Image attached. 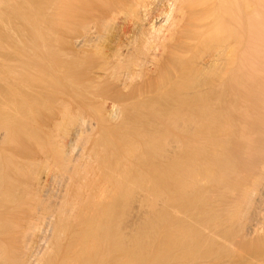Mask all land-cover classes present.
Returning <instances> with one entry per match:
<instances>
[{
    "label": "bare ground",
    "instance_id": "obj_1",
    "mask_svg": "<svg viewBox=\"0 0 264 264\" xmlns=\"http://www.w3.org/2000/svg\"><path fill=\"white\" fill-rule=\"evenodd\" d=\"M50 3L58 32H42L41 63L21 53L24 72L7 60L0 70V264H51L67 234L56 264L125 256L127 202L141 200L139 191L161 201L154 183H171L178 196L223 197L210 219L233 230L225 237L254 233L264 206V0ZM148 92L161 109L142 105ZM132 108L141 123L107 137ZM194 231L181 238L196 240ZM231 237L223 244L233 247Z\"/></svg>",
    "mask_w": 264,
    "mask_h": 264
},
{
    "label": "rangeland",
    "instance_id": "obj_2",
    "mask_svg": "<svg viewBox=\"0 0 264 264\" xmlns=\"http://www.w3.org/2000/svg\"><path fill=\"white\" fill-rule=\"evenodd\" d=\"M47 1H49V2H47ZM44 8H46V9H44ZM54 10L55 9L53 8V5L50 3V0H0V49H1L0 50V58H1L0 59V70H4V67L2 68V66H1L2 64H4V66H6V62L10 61L12 66H14L16 69L18 68L17 70H15L13 68L15 73L24 72L23 71L24 68L21 69V71L19 70V67L22 68V66L20 65L21 64L19 62L20 60L18 61V59L23 58L22 57L23 54H24V59L25 58L28 59L30 57L29 60L35 61L36 63H37V61L39 63H41L39 61L38 55H39V50L43 49V46H42L43 42H41L43 39L42 32H46L49 29L51 30V34H53V35L58 32V28L56 25V17L53 14L55 12ZM31 16H33V17L31 18ZM30 18L33 20L31 21ZM26 19H28L29 21ZM43 23H44V25H43ZM36 29L38 30L39 34L36 33L37 32V31H35ZM31 38H32V40H31ZM26 43H27V45H25ZM12 45H13V47H12ZM14 46H15V51L17 50L19 52L16 51L17 52L16 53L15 51H13ZM7 47H10V49H8ZM16 48H21L22 50L21 49L18 50ZM37 48H39V50ZM4 49L6 51H3ZM24 51L29 53V54L24 53ZM21 53H23L22 56L20 55ZM15 59L19 63H17V62L13 63V61H11V60H15ZM5 60H7V61H5ZM158 83H160V82H158ZM123 92L125 94H131V90L129 88H127L126 90H123ZM152 94L153 93H151V92L145 93L144 97H142V99H144L145 102L142 103V105H145V106L151 105V108H153V109L156 106L155 109H157V108L161 109L164 106L163 105L164 101L160 100L159 102H156L155 104H151L149 98L152 96ZM127 106L130 108L132 106V104L127 102ZM130 110L127 112L125 111L126 113L125 112L123 113V117L119 121H117L116 125L115 124L114 125H107V128L110 129L109 130L110 134L108 132H106L107 137L113 139L117 136V133H116L117 129L115 128V126H118V128H120L122 126H130V123H132L134 125H137L138 122H139V124L141 123L140 120L138 119V117L140 115L139 111L136 110L135 108L134 109L132 108ZM136 112L139 113V115H137ZM133 114H134V117L132 116ZM130 116H132V117H130ZM127 117H128V120L126 119ZM133 118H135L134 121H132ZM147 118H148V115H147ZM124 119H126V120L124 121ZM126 123H129V125ZM117 124H119V125H117ZM144 165L145 164H143L142 167ZM161 165L162 164L159 163L158 165H156L152 169L153 171L155 170L154 173L162 172L161 168H160ZM150 187H151V189L154 188V190H156L159 187V189L162 190V192H160V193L163 195L158 198L161 201L157 202L158 200L153 199V196H151L150 194H148V196H147L148 191L147 192L143 191V193H141L142 191H139L138 193H140L141 195L142 194L144 195V197H143V195L141 197V195H138V193L136 194L137 196L141 197V200L137 199L138 197L136 196L137 198H135V197L132 199L129 198L130 200L127 202L128 204L126 203L127 204L126 207L127 208L129 207V208L127 209V212H126L127 216L125 215L126 216L125 218L127 219V222L130 219L129 220L130 222L127 223V226L125 229V233H126V235H128L127 241H126V249L124 252V254L126 253L125 256H122L121 258L117 259V257H115L113 254H111L110 253L111 251H110L109 252L110 254H108V257H109V255L110 256L112 255L113 258L109 257L107 259V255H106L107 253L105 254V256L103 258H102V256L99 257L98 255L95 256V255H93V253H90L92 256L96 257V259H95L93 257L91 258L90 254L87 256V254L84 253L88 257V259L83 254L82 258H81V256L80 257L77 256V258L75 259V261L78 260V262H75V261L72 262L73 259H71V263H69V264H78V263L79 264H87V263L89 264L90 260L92 262V259H95L94 262H92V264H95V263L104 264L105 262H107L105 264H109L110 262H112L110 264H113V263L115 264L117 261H119V262L125 261V264H264V257H263L264 256V230H263L264 229V217H263L264 206L261 207V209H263V210L260 209V217H259V222H261L262 224L261 223L259 224V227L257 228V230L254 233L248 234L247 236L243 237L242 239H239L238 240L239 244H238V241L231 237V235L233 234V230L229 226H227V224L224 223L225 225H223V227H222L221 219H216V220L214 219L215 221H212L213 220L212 216L215 213V209H216V211H218L220 206L222 205L221 203L224 202L223 197L222 198L221 197L220 198L212 197L211 200L208 197V199H209L208 200L206 198V196L201 197L198 194V192L194 191V190H192L193 192L190 191L189 193H187L183 196L182 195L178 196L177 194L175 195V192L173 190V185H171V183H168V182L167 183L164 182V183L150 184ZM150 187H149V189H150ZM145 188L147 190V187H145ZM161 190H159V191H161ZM168 191H169V194H168ZM171 192H172V195H170ZM196 192H197V194H196ZM210 193H212V192H210ZM212 194H214V193H212ZM164 195H166V197ZM150 196L152 197L151 199L149 198ZM186 196H187V200L185 199ZM190 196H192V197H190ZM162 197H163V199H161ZM177 197H179V198H177ZM198 197H199V199H198ZM145 198H146V201H145ZM164 198H166V199H164ZM173 199H174V201H172ZM153 200H155V203L153 202ZM164 200H166V201H164ZM168 200L170 201V206L167 205V204H169ZM123 201H124V199H122V202ZM195 201H196V204H195ZM217 201H219L220 205L218 204ZM147 202H149V203H147ZM161 202H164V203H161ZM166 202H167V204H165ZM176 202H177V205H176ZM193 202H194V204H193ZM212 202H214V204ZM113 203L116 204V206L118 208H120V209L122 208L123 203L121 204V200L119 201V199L118 200L114 199ZM137 203L139 204V206ZM150 203H151V206L149 205ZM156 203H158V204L156 205ZM172 203H173V205L175 203L173 208H176L179 204H181L178 206L179 210L176 209L179 212H180V210L183 209L180 212L181 214L178 211L173 210ZM203 203H205V204L203 205ZM124 204H125V202H124ZM144 204H146L145 207H144ZM162 204H164V205H162ZM192 204H193V206H192ZM148 205L150 208H147ZM153 205L155 207V208L153 207L154 209H152ZM207 205H208L209 209L207 207L205 208V206H207ZM212 207H214V208H212ZM180 208H182V209H180ZM184 208H185V210H184ZM202 208L203 209L205 208V209L202 211ZM199 209L201 210L200 211L201 216L198 215ZM212 209H214V211ZM207 210H209V211H207ZM184 211H185V213H184ZM186 211H188V213H186ZM204 211H207V213ZM191 212H192V214H191ZM205 213H206V215H205ZM208 213L210 215H208ZM190 214H191L192 218L189 217ZM181 215H183V216H181ZM261 215H262V217H261ZM200 217H202L203 219ZM196 218H198V219H196ZM191 220H193V221H191ZM197 220L201 224L203 222L202 225L197 224L196 226H199V230L201 229L200 232L205 231L204 234H203V232L201 234L198 229L196 231V226H194L195 228L192 227L194 225L193 222H195V224H196ZM208 220H209V222L211 221V223H209ZM205 221L208 224H205ZM132 222H133V224H131ZM147 223H148V227H149V225H151L149 223H152V225L148 228ZM129 224H131V226ZM187 224H189V225L191 224L192 229H189L190 227L188 228ZM222 224H223V222H222ZM216 225H217V229H216ZM205 226H207V227H205ZM143 227H144V229L145 228L146 229L144 230ZM203 227H205V229ZM209 227H212V228L210 229ZM224 227H225V229H224ZM202 229H204V230H202ZM206 229L210 230L211 233H209L210 231H208ZM213 229H215V230H213ZM227 229H228V231H225ZM258 229L261 231H258ZM185 230L188 233L193 232L195 230L196 234L199 233V235H202V236H199V235L195 236L196 234H194L195 233V231H194L193 235L196 238V240L192 238L193 236L191 233L190 235L192 237L190 236V238H188L189 240L185 241L181 238L182 237L181 233H186ZM182 231H184V232H182ZM229 231L231 232V235H228V237H225V236H227L226 235L227 232L230 234ZM147 232H149V233H147ZM212 232H214V233H212ZM220 233H223V234L221 235ZM139 234H140L141 239H139L138 242H134L133 239L136 236H138ZM205 234L208 235V237H206ZM177 235H178L179 239L181 238L180 241H178ZM203 236H205L207 239H205V237H203ZM209 236H211V237H209ZM197 237H200V238L197 239ZM202 237H203V239H202ZM224 237L227 238L225 241L223 239ZM229 237L232 238V240H229V242L233 241V243H231V244L233 245L234 248L231 247L230 243H229V245H227L228 244L227 240L229 239ZM209 238L212 239L211 241H213V243L211 241H209L212 243V245L210 244L208 246L207 244H209V242L204 241L206 244H203V245L201 244L200 246H198L202 240H208ZM68 239H70V240H68ZM190 239H192L191 242H193V243L188 244V242H190ZM221 239L223 240V242H225V243L227 242V244H223ZM244 239H246V240H244ZM181 240L183 242L184 241L185 242L183 243V242H181ZM197 240H199V241L201 240V241L199 242ZM67 241H68V245H67ZM70 242H71V235L67 234L65 237H63L61 244L58 247L59 251L57 250L56 253L48 261L51 262V264H56L57 260L64 259V257L66 256V251L68 250ZM197 242H199V244ZM215 243L217 245L219 244V246L221 245L220 247H222V246L223 247L222 248L214 247ZM216 244H215V246H216ZM65 245L67 246L66 248H65ZM224 245H225V247H224ZM193 246H195L194 248H196V249H197V247H199L198 250H196V251H198L197 253L195 252V249L193 248ZM210 246H213V247H210ZM227 246L231 247V251L228 249ZM238 246H240V247H238ZM209 247L211 250L210 252L212 254H210V252H209ZM235 247L237 250H235ZM191 248H192V250H194V253L190 252ZM211 248H214V251ZM217 248H219V250ZM223 248H227V249H223ZM223 250L225 252H223ZM226 250H228V251H226ZM231 252H232V254H231ZM206 253L210 254L209 257ZM205 255H207V256L205 257ZM54 258H56V259H54ZM83 258H85V260L86 259L89 260V258H90V260L89 261L86 260L87 263H85V260ZM99 258H100V260H99ZM110 259H112V260H110ZM81 260L84 263H82ZM98 260L101 262H99ZM108 260H109V262H108ZM114 260H115V262H114ZM91 262H90V264H91ZM42 264H47V263L45 261Z\"/></svg>",
    "mask_w": 264,
    "mask_h": 264
}]
</instances>
